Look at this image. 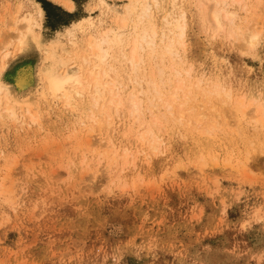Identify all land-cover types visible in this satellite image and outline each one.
Instances as JSON below:
<instances>
[{
  "label": "rangeland",
  "instance_id": "obj_1",
  "mask_svg": "<svg viewBox=\"0 0 264 264\" xmlns=\"http://www.w3.org/2000/svg\"><path fill=\"white\" fill-rule=\"evenodd\" d=\"M74 1L70 12L51 0H0V83L10 89L16 113L0 110V264H264V125L253 110L241 119L224 114L223 101L210 102L201 91L222 85L253 102L250 109L258 103L264 109V0H248V13L244 4L232 7L243 27L246 17L256 18L255 46L232 37L227 22L216 31L200 0H177V6L159 0L147 19L158 26L157 52L142 51L138 75L123 57L129 39L112 52L119 58L108 62L118 69L125 96L138 93L150 123L149 108L162 117L156 148L140 138L144 127L127 104L119 114L112 109V124L100 128L91 121L92 93L69 104L45 84L44 72L55 61L47 45L67 60L60 71L77 67L88 36L115 27L113 9L124 11L130 2ZM181 11L183 44L161 60L164 17ZM28 14L40 21L38 40L21 20ZM175 67L190 70L181 76L192 92L183 109L195 108L199 119L207 112L200 122L187 115L186 122L172 120L161 101L154 108L149 100L155 93L146 75L169 93ZM19 73L29 82L24 88L16 84ZM208 119L215 126L203 131ZM93 135L115 139L116 146L100 147ZM213 158L218 163L211 166Z\"/></svg>",
  "mask_w": 264,
  "mask_h": 264
},
{
  "label": "bare ground",
  "instance_id": "obj_2",
  "mask_svg": "<svg viewBox=\"0 0 264 264\" xmlns=\"http://www.w3.org/2000/svg\"><path fill=\"white\" fill-rule=\"evenodd\" d=\"M51 1H53L55 4L64 7L66 10L70 12L74 11L76 7V3L74 0H51ZM100 1L102 4L105 3L104 0H100ZM176 2L177 0H173L174 6H177ZM35 3H36L37 16L38 18H42L44 16L45 11L39 2H35ZM235 4L238 5L244 4L242 5L243 9L247 13L250 12L249 10L250 6L248 0H200V8L202 9V7L203 8L206 7L207 9V10L205 9L206 17L208 18V21L212 23L211 25H213L215 29H217L216 31L218 30L224 31L225 29L224 24L225 22H227L229 25L232 26L230 31L228 30L229 31L228 33L232 37L236 36L239 40H243L245 42V43L243 42L245 45L249 44L255 46L256 43L258 42V37L260 34L259 33L260 30L256 27V24L258 22H256V18L249 19L248 17L245 16L246 17L244 19L245 27L237 24V19L239 18V14L235 12L233 9L235 7L234 6ZM153 5L159 6V0H130V2L126 5L124 11H120V9L119 10L113 9V13H114L113 20L116 23L115 24L116 26L106 28L103 31H99V33L91 34L88 36L86 40V50L80 52L81 54L78 52H74L75 55L80 54L82 58V62L78 63L77 67H72L70 69L64 68L63 71H60L59 69L60 66L62 67L66 66L67 60L63 57L59 59L55 58L56 57L55 50H53L51 44H49V46L47 45V47H45V51L48 53V57L55 61L51 63V65L47 68V70H45L44 72L45 76L43 75L42 76L44 77V82L47 85L48 89L54 92L55 94L56 93L62 94V96L65 98V100L68 101L69 104H71V102L77 96L79 98H82L85 97L87 94L92 93V97L94 101L93 105L95 106V109H97L98 111L93 110L91 112L90 115L91 121L94 122L100 128L103 127L104 122H108L109 125L112 124L111 123L112 122L111 119L113 117L112 109H115L116 113L119 114L124 110L123 108L127 104L130 107L131 114L134 116L135 121L139 123V128L144 127L143 130L139 132L140 138L156 148V146L158 145L161 139L158 136L156 131L157 128L155 127L161 129L163 125V121L161 119L162 117L160 118L158 116L160 115L159 113H157L158 115H156L154 113L155 110L152 109L151 107L149 108V110L151 114H153L152 118L154 123L152 124L146 119L145 110H144L145 105L143 99L139 97L137 92L131 90L130 92H128L127 96H125L124 88H122L124 85L122 86L123 83L119 82L120 80L118 81V79L116 78V76H119V71L114 66V64L108 62L109 58L112 57L119 58L118 53L117 56H114L112 52H114V50L119 52L118 50L122 49V46L124 47L126 45V44L124 45L125 39H129L130 47L128 53L125 51L126 53L123 54V57L128 62V64L131 65V68L134 71L135 75H138L137 73L138 70L145 63L144 58L142 56V51L144 52L146 50H151L156 54L157 52L156 50L158 46V43L156 41V37L158 35V28H157L158 26L155 24V22L149 21L150 22L149 24L147 22L148 17L152 19V13L150 12L152 11ZM14 19L17 18L15 17ZM21 20L24 21L26 24V26L24 27L26 28L27 33H32L34 35V39L38 40L39 36L35 35L34 27L38 25L40 26V21H38V19L31 14L24 16ZM164 22H165V26L162 32V39H161V44L163 45L160 48V54H158L161 56L160 57L161 60H163L167 55H174L178 47L182 46L183 44L182 39L186 28V14L183 11L176 14L175 13L167 14L164 17ZM81 24L82 23L75 24V26H80ZM17 28H18L17 25H14V29ZM256 28L259 31H256ZM20 40L21 43L19 42L20 43L19 45L21 48L24 39H20ZM20 48L18 47V50ZM0 50L2 49L0 48ZM151 51L149 53H152ZM8 58H9V53H5L2 57L4 68L7 64ZM160 72H163V69H160ZM183 73H186V75H190V70H187L186 72L184 69L182 70L179 68L174 69L173 74L176 77L177 82L176 85L174 84L175 85L174 91L169 93L163 92L160 88L161 86H159L158 83L152 79V77L149 79L145 74L147 78L146 83L148 85V88L152 89L155 93L153 94L154 97L149 98V100L151 104L155 106L154 108L157 107V103L154 102L155 99L161 101L162 105L166 108V113L169 114L170 118H173L172 120L175 121L178 120V122L182 123V121L185 119L187 115L189 117L187 120L190 121L194 120L195 122H200L201 119L206 118L207 112H201L199 114L201 116V119H199L198 117L193 115L195 108L183 109L186 103L191 98V93H192L190 90L191 87L186 85L187 84L186 78L181 77ZM131 81H133V78H131ZM141 81L142 79L136 80V82H138L139 84H141ZM28 83L29 82L27 78L19 73L16 81L17 86L24 88L25 86L28 85ZM197 86L200 87L199 84ZM230 89H226L222 85L215 84L212 88L201 89V91L203 95L207 98V100H211V98L214 97H218L216 98L217 100L220 98L221 101L220 104L222 103V101L223 103H222V107L221 105L219 106L221 110L223 109L222 110L223 112L225 110L227 111V112L225 111L226 113L230 111L232 114H234L235 117H238L236 115H239L238 118L241 119L240 118L241 115L246 116L248 112L250 113V110L251 111L253 110L252 112L253 119L256 122H259L260 124L264 125L263 105L261 103H258V105L255 106V109H250L253 102L248 103V101H246V98L244 96L236 97L235 95L234 97L232 90ZM10 94H11L10 89L4 83H0V110L2 111V109H5L6 111L10 112L12 116H15L16 115L15 110L10 104ZM79 98L77 100H79ZM181 98L185 99V101L181 102L180 101ZM210 102H212V100ZM217 102L219 103V101ZM176 104L179 105V110H177L178 112L174 110V105L176 106ZM211 110L212 109H210V111ZM212 112L214 113V111L212 110L209 114L213 115ZM230 112L228 114H231ZM166 115L167 114H164V116ZM214 115H219V113L218 112L216 114L214 113ZM31 117L34 118V115L31 114ZM212 120H214V117ZM209 121L210 120L208 119V124L203 127L204 129L203 131H209L215 126V124H213V122L215 121H212V123H210L211 121L210 122ZM130 132H132V130ZM91 137L92 135H90V138ZM93 137L96 136L93 135ZM95 140H96L95 142L100 143V147H102L103 144H108V147L116 146L114 145V143L111 144V142H114L115 140V139L113 140L112 138L107 139L105 136H101V137H96ZM210 162H211L210 164L211 166L217 165L218 163L217 158L211 159ZM243 164L244 167L247 166L248 165L247 160Z\"/></svg>",
  "mask_w": 264,
  "mask_h": 264
}]
</instances>
